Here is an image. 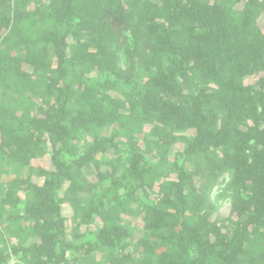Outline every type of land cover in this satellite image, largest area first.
<instances>
[{
	"label": "trees",
	"instance_id": "obj_1",
	"mask_svg": "<svg viewBox=\"0 0 264 264\" xmlns=\"http://www.w3.org/2000/svg\"><path fill=\"white\" fill-rule=\"evenodd\" d=\"M10 257L264 264V0H0Z\"/></svg>",
	"mask_w": 264,
	"mask_h": 264
},
{
	"label": "rangeland",
	"instance_id": "obj_2",
	"mask_svg": "<svg viewBox=\"0 0 264 264\" xmlns=\"http://www.w3.org/2000/svg\"><path fill=\"white\" fill-rule=\"evenodd\" d=\"M228 175H223L212 192V199L217 206L218 216L224 218L230 212V196L227 190Z\"/></svg>",
	"mask_w": 264,
	"mask_h": 264
},
{
	"label": "built area",
	"instance_id": "obj_3",
	"mask_svg": "<svg viewBox=\"0 0 264 264\" xmlns=\"http://www.w3.org/2000/svg\"><path fill=\"white\" fill-rule=\"evenodd\" d=\"M7 264H24V263H21L19 260L15 259L14 257H10L7 261Z\"/></svg>",
	"mask_w": 264,
	"mask_h": 264
}]
</instances>
